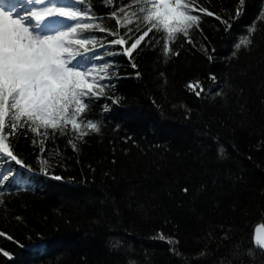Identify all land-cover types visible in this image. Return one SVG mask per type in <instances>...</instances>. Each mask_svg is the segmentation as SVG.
<instances>
[{
    "label": "trees",
    "instance_id": "obj_1",
    "mask_svg": "<svg viewBox=\"0 0 264 264\" xmlns=\"http://www.w3.org/2000/svg\"><path fill=\"white\" fill-rule=\"evenodd\" d=\"M128 2L89 0L113 30L109 14ZM198 3L231 28L197 12L193 42L178 35L170 44L176 55L164 56L155 30L131 59L119 45L104 55L114 87L88 113L98 133L80 140L69 126L45 140L25 128L10 138L26 167L0 159L2 171L20 173L0 180V264H264L263 250L248 255L264 227V0ZM254 21L252 45L237 51ZM86 35L102 53L99 44L115 39ZM196 81L200 96L187 87Z\"/></svg>",
    "mask_w": 264,
    "mask_h": 264
},
{
    "label": "snow or ice",
    "instance_id": "obj_2",
    "mask_svg": "<svg viewBox=\"0 0 264 264\" xmlns=\"http://www.w3.org/2000/svg\"><path fill=\"white\" fill-rule=\"evenodd\" d=\"M25 2L40 7L31 11L30 17L23 18L18 10L21 0H3L0 3V159L8 157L22 168L26 166L14 154L10 141L21 129L26 128L45 140L49 136L48 130H52L53 135L56 132L65 135L69 126L75 138L80 140L90 132L100 131L88 113L92 104L106 94V89L114 87L111 84L113 74L109 71L111 62L103 60L105 54H117L111 51L112 45H119L122 54L131 59L145 37L155 30L163 33L164 56L170 53L176 55L170 44L178 35H183L189 43L193 42L189 33L194 27H199L201 15L194 14L197 12L215 16L225 25L226 31L231 28L228 20L200 6L198 0H129L108 16V19L116 20L115 30L103 26L105 18L93 13L89 0ZM112 2L107 0L109 4ZM241 12L242 7L238 6L235 18ZM118 13H123V16H118ZM132 24L141 32L134 39L130 35L133 29L128 27ZM120 28L127 30L121 33ZM94 30L115 37L99 44V48L105 49L103 53L95 47H88L97 45L96 36L86 35ZM255 31L254 21L234 48L237 51L241 47L249 48ZM129 40H132L131 44L126 46ZM98 60L103 62L94 63ZM132 66L136 67L135 64ZM210 78L213 81L216 79L215 76ZM105 80L109 83H102ZM187 87L197 96L206 91L199 81L189 82ZM108 98L118 103V98ZM68 143L74 151L78 150L73 139ZM44 150L41 148L42 153ZM47 165L48 160H41L40 171L44 175H48ZM29 171L32 169L29 168ZM19 175V169L9 168L0 171V180L11 184ZM52 179L59 180L61 177L54 175ZM0 187H7V184ZM0 235L4 233L0 232ZM160 238L166 239L162 234ZM252 243L254 248L248 250V255H253L256 248L264 250V227L255 229ZM2 254L11 259L7 251Z\"/></svg>",
    "mask_w": 264,
    "mask_h": 264
},
{
    "label": "bare ground",
    "instance_id": "obj_3",
    "mask_svg": "<svg viewBox=\"0 0 264 264\" xmlns=\"http://www.w3.org/2000/svg\"><path fill=\"white\" fill-rule=\"evenodd\" d=\"M0 3H3V0H1L0 1ZM20 7H21V9H20ZM22 7H25V8H23V10H22ZM40 6H33V5H29V6H22V3H21V6H19L18 7V10L20 11V12H22L23 11V13L22 14H24V15H21V18H23V17H30V14H28V12L29 11H35V10H38V8H39ZM25 9H27V11H25ZM49 19H53V18H49ZM159 240H163V239H161L160 237L158 238Z\"/></svg>",
    "mask_w": 264,
    "mask_h": 264
},
{
    "label": "rangeland",
    "instance_id": "obj_4",
    "mask_svg": "<svg viewBox=\"0 0 264 264\" xmlns=\"http://www.w3.org/2000/svg\"><path fill=\"white\" fill-rule=\"evenodd\" d=\"M58 2L69 3V1H67V0H58ZM24 5H25V6H29V4L25 2V0H22V6H24ZM23 8H25V7H22V10H23ZM20 9H21V7H20ZM23 11H24V10H23ZM23 11L20 12L21 15H24V14H22ZM30 13H31V11L28 12V14H30ZM0 171H2V169H0Z\"/></svg>",
    "mask_w": 264,
    "mask_h": 264
},
{
    "label": "water",
    "instance_id": "obj_5",
    "mask_svg": "<svg viewBox=\"0 0 264 264\" xmlns=\"http://www.w3.org/2000/svg\"><path fill=\"white\" fill-rule=\"evenodd\" d=\"M257 227H263V226H262V225H258V226L255 227V229H256ZM255 229H254V232H253V236H254V233H255ZM263 251H264V250H263Z\"/></svg>",
    "mask_w": 264,
    "mask_h": 264
}]
</instances>
